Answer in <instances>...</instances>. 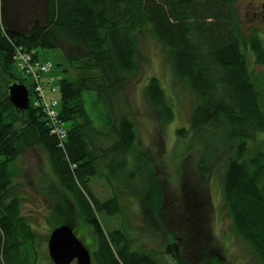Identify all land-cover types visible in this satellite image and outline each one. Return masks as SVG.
I'll return each mask as SVG.
<instances>
[{
  "label": "trees",
  "instance_id": "trees-1",
  "mask_svg": "<svg viewBox=\"0 0 264 264\" xmlns=\"http://www.w3.org/2000/svg\"><path fill=\"white\" fill-rule=\"evenodd\" d=\"M239 1L50 0V19L45 29L35 25L30 35H14L7 33L0 23V264H34L37 256V236L21 214V198L15 194L13 184L16 161L36 147L47 154L56 178L70 193L75 206V210L58 207V213L65 216L63 224L81 230L89 227L92 231L95 264H161L150 252L133 250L132 239L124 231L103 229L98 214H121L122 206L117 193L100 200L89 186L93 176L108 178L99 167L100 161L107 157V172L125 168L129 160L137 165L135 173L145 172L144 153L136 146L134 123L114 108L116 93L139 72L137 50L145 33L166 50L174 76L198 100L189 127L177 130L176 135L185 138L190 131L206 132L211 139L218 138L224 143L223 203L238 238L264 263V137L259 138L264 136V106L263 93L249 60L251 56L254 66H264V46L257 28L245 27ZM17 48L33 51L34 58L52 64L43 73L44 79L50 77L54 65L48 59H39L38 48H61L67 64L74 69V78L60 79L59 99L55 96L57 88L50 86L58 100L59 119L67 128L62 142L50 133L40 107L29 102V107L21 110L10 102L9 85L24 81L15 80L13 74ZM52 78L54 83L56 80ZM51 82L46 83V89ZM35 87L36 83L30 79L27 87L30 101ZM145 91L149 103L170 121L172 110L155 77L148 80ZM84 93H92L93 102L102 100L104 117L110 120L111 115L113 119V122L102 120L103 132L93 127L84 106ZM103 137L112 139V144L100 148L97 140ZM255 141L257 145H253ZM207 162L205 154L201 165ZM149 179L148 184L157 188V182ZM180 195L197 208L192 223L198 226L194 236H207L201 228L209 220L207 193L193 190L183 180ZM162 201L167 198L159 197L157 205L154 204L160 219ZM79 219L83 222L79 223ZM178 235L184 246L176 255L177 262L183 258L189 259L186 264H214L203 262L207 249L204 244L197 251L205 253L202 260L195 261L186 251L185 235L193 238V233ZM191 250L196 253L192 246ZM212 256L215 257L214 253Z\"/></svg>",
  "mask_w": 264,
  "mask_h": 264
},
{
  "label": "rangeland",
  "instance_id": "rangeland-1",
  "mask_svg": "<svg viewBox=\"0 0 264 264\" xmlns=\"http://www.w3.org/2000/svg\"><path fill=\"white\" fill-rule=\"evenodd\" d=\"M263 3L264 0H240L239 7L245 27L257 28L264 46V14L262 16L260 12ZM137 51L139 72L135 77H130L124 83L122 90L116 93L114 108L116 112L128 117L134 123L136 146L144 153L145 162L142 166L145 172L140 175L135 173L137 165L129 160L125 168L111 173L106 170L109 157L100 161L102 174H108L110 180L105 176H93L89 186L100 200L117 193L122 206L121 214L114 216L98 214L103 229L124 231L132 239L133 250L150 252L160 260L161 264L188 263L189 259L182 258V262L176 260V255L182 252L180 248L184 246L178 234L186 232L193 233V238L185 235V240L188 242L186 251L195 261L204 257L205 253L202 255L197 252L200 244H204L207 249L206 260L203 259V262L216 263L219 259L226 264H264L248 245L238 238L231 217L224 206L222 183L225 173L223 160L225 150L222 140L211 139L206 132L194 134L190 131L185 138L176 135L177 130L189 127L191 114L198 103L196 96L186 84L174 76L167 60L166 50L150 35L145 33L140 37ZM37 53L39 59H48L54 65L48 76L54 77L56 81L51 82L47 90L50 86L56 87L55 96L59 99V81L61 78H74V69L67 64L61 48H38ZM249 60L257 86L263 93L264 106V66H254L251 56ZM13 74L15 80H24L23 84L28 87L30 79H25L21 71L14 68ZM151 77H155L163 89L166 102L172 110L170 121H166L162 113L147 100L145 88ZM83 98L85 109L93 121V127L103 132L100 130L102 120H109V117L103 115L105 111L103 101L93 102L92 93H84ZM110 120L109 122H113L111 115ZM262 137L264 136L259 135V138ZM213 141L215 145L212 147ZM257 143L258 141H255L253 145ZM111 144L112 139L108 137L97 140L100 148ZM207 150L213 155L211 159ZM205 154L208 162L201 165L202 160H205ZM15 170L16 177L13 179V184L16 188L15 194L21 198V214L28 220L38 240L34 264H52L48 255L47 241L52 229L62 225L65 220V216L58 213L60 210L58 207L65 206L75 210L71 195L60 185L47 154L41 147L30 149L20 156L15 163ZM205 171L209 175H205ZM149 176L152 177L149 179ZM118 177L120 179H117ZM144 179H147L146 182H143ZM148 179L157 182V188L149 185ZM183 180L193 190L202 189V192L205 191L209 197L211 204L209 203L208 225L206 223L201 227L208 233L207 236H194L198 226L192 223L196 219L197 208L192 201L184 200L180 195ZM159 197L167 198L166 202L162 201L161 219L154 209ZM78 222L81 223L83 220L79 219ZM74 232L92 255L95 245L90 228L86 227L84 230L74 228ZM88 232L89 235H82ZM191 246L193 251H196L195 254L192 253ZM172 255L176 261L173 260ZM91 264H95L93 259Z\"/></svg>",
  "mask_w": 264,
  "mask_h": 264
},
{
  "label": "water",
  "instance_id": "water-1",
  "mask_svg": "<svg viewBox=\"0 0 264 264\" xmlns=\"http://www.w3.org/2000/svg\"><path fill=\"white\" fill-rule=\"evenodd\" d=\"M50 0H0V23L7 33L30 35L35 25L45 28L49 20ZM10 102L17 109L29 107V92L22 83L8 87ZM53 264H91L92 255L72 226L62 224L52 229L47 241ZM223 264V263H216Z\"/></svg>",
  "mask_w": 264,
  "mask_h": 264
},
{
  "label": "built area",
  "instance_id": "built-area-1",
  "mask_svg": "<svg viewBox=\"0 0 264 264\" xmlns=\"http://www.w3.org/2000/svg\"><path fill=\"white\" fill-rule=\"evenodd\" d=\"M33 53V51H25L22 48H17L13 56L14 65L24 76H28L31 82L36 83L30 102L34 107H40L42 109L50 133L62 142L66 138L67 128L64 126L63 121L59 119L57 110L58 100L53 97V93H55L54 89H49L50 94H48L45 88L46 83L51 82L53 78L51 76L46 79L42 77L43 73L51 69L52 64L49 61L41 62L37 58H34ZM41 80L45 81L41 83Z\"/></svg>",
  "mask_w": 264,
  "mask_h": 264
},
{
  "label": "flooded vegetation",
  "instance_id": "flooded-vegetation-1",
  "mask_svg": "<svg viewBox=\"0 0 264 264\" xmlns=\"http://www.w3.org/2000/svg\"><path fill=\"white\" fill-rule=\"evenodd\" d=\"M260 12H261V14H262V16H263V14H264V6L260 7ZM216 263H223V264H226V263H224V262L219 261V259L216 260ZM216 263H214V264H216Z\"/></svg>",
  "mask_w": 264,
  "mask_h": 264
},
{
  "label": "bare ground",
  "instance_id": "bare-ground-1",
  "mask_svg": "<svg viewBox=\"0 0 264 264\" xmlns=\"http://www.w3.org/2000/svg\"><path fill=\"white\" fill-rule=\"evenodd\" d=\"M48 12H49V19H50V11H49V5H48ZM49 21V20H48ZM36 26H38V25H36ZM39 27V26H38ZM47 27V26H46ZM45 27V28H46ZM40 28V27H39ZM45 28H41V29H45ZM34 92V89H33V91H32V93ZM33 106V105H32ZM45 119H46V117H45ZM65 126V125H64ZM53 264V263H52Z\"/></svg>",
  "mask_w": 264,
  "mask_h": 264
},
{
  "label": "clouds",
  "instance_id": "clouds-1",
  "mask_svg": "<svg viewBox=\"0 0 264 264\" xmlns=\"http://www.w3.org/2000/svg\"><path fill=\"white\" fill-rule=\"evenodd\" d=\"M30 99V98H29ZM29 102H30V100H29Z\"/></svg>",
  "mask_w": 264,
  "mask_h": 264
}]
</instances>
